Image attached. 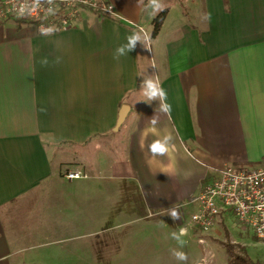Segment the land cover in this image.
<instances>
[{"label": "crops", "instance_id": "1", "mask_svg": "<svg viewBox=\"0 0 264 264\" xmlns=\"http://www.w3.org/2000/svg\"><path fill=\"white\" fill-rule=\"evenodd\" d=\"M109 1L118 17L83 8L50 35L0 25V264H71L79 242L111 221L174 206L179 227L223 164L264 166V0H176L154 37L150 10ZM134 31L150 49L137 42L114 59ZM149 75L170 115L143 101ZM165 135L172 148L153 156L148 145ZM65 156L86 177L64 178Z\"/></svg>", "mask_w": 264, "mask_h": 264}, {"label": "rangeland", "instance_id": "2", "mask_svg": "<svg viewBox=\"0 0 264 264\" xmlns=\"http://www.w3.org/2000/svg\"><path fill=\"white\" fill-rule=\"evenodd\" d=\"M162 3L165 7H176L177 1L162 0ZM126 104L133 105V98L127 97ZM62 160L68 169L70 165L80 163L68 156ZM186 222L181 226L188 228ZM110 226V229L97 231L91 238L80 241L77 253L67 257L66 261L71 264H226L227 245H231L234 253H241L240 247H243L248 257L264 264V240H258L252 231L222 216L211 229L189 231L183 237L187 241L183 247L171 237L178 227L167 211L146 218L142 215L141 219L136 217L128 223L111 221ZM173 249L184 252L187 261L176 259L172 255Z\"/></svg>", "mask_w": 264, "mask_h": 264}, {"label": "built area", "instance_id": "3", "mask_svg": "<svg viewBox=\"0 0 264 264\" xmlns=\"http://www.w3.org/2000/svg\"><path fill=\"white\" fill-rule=\"evenodd\" d=\"M83 8L118 17L109 0H39L38 3L37 0H0V25L11 20L32 23L39 30L65 29ZM62 175L67 180L86 177L80 169L66 168ZM193 201L197 207L186 222L188 228L211 229L221 211L227 210L238 225L252 231L258 240H264V166L225 163L214 178L202 184Z\"/></svg>", "mask_w": 264, "mask_h": 264}, {"label": "clouds", "instance_id": "4", "mask_svg": "<svg viewBox=\"0 0 264 264\" xmlns=\"http://www.w3.org/2000/svg\"><path fill=\"white\" fill-rule=\"evenodd\" d=\"M39 0H37V3ZM137 8H141L144 11H149V15L153 17L161 11L165 10V5L162 3V0H137L136 4ZM51 12L52 10L49 9ZM24 9H21V15H23ZM211 14L206 13L203 16V19H210ZM54 32V28H41L40 33L43 35H50ZM149 37L146 35L142 36L141 32L134 31L131 35L126 37L127 43L118 46L114 53L113 58L118 60L121 56L129 54L136 48L137 42H140L146 49H150L149 47L145 46L144 42L148 40ZM42 63L47 64V60L42 61ZM153 67H155L153 65ZM141 94L144 97V102L151 104L152 101H158V110L161 113H165L170 115L172 110V105L167 102V92L162 87L161 82L158 78H154L152 75H149L147 78L143 77V80L140 84ZM158 123V118L154 115L149 119V124L154 129L156 124ZM172 137L170 135H165L162 139H156L152 141L148 145V150L153 156H163L169 153L170 149L172 148ZM174 221L181 218L180 212L174 206L170 208L167 212ZM189 234L188 228L184 226H179L177 231H173L171 233V237L177 241V243L183 247L187 241L183 239V237ZM172 255L180 260V261H187V255L182 251H177L175 249L171 250Z\"/></svg>", "mask_w": 264, "mask_h": 264}, {"label": "trees", "instance_id": "5", "mask_svg": "<svg viewBox=\"0 0 264 264\" xmlns=\"http://www.w3.org/2000/svg\"><path fill=\"white\" fill-rule=\"evenodd\" d=\"M167 8L164 11L159 12L151 19V36L154 37L160 31L161 25L165 19ZM17 23H25L24 21H17ZM255 237V236H254ZM256 238V237H255ZM241 253L237 254L232 251L231 245H227L228 260L226 264H261L258 260H252L245 253V249L240 247Z\"/></svg>", "mask_w": 264, "mask_h": 264}, {"label": "water", "instance_id": "6", "mask_svg": "<svg viewBox=\"0 0 264 264\" xmlns=\"http://www.w3.org/2000/svg\"><path fill=\"white\" fill-rule=\"evenodd\" d=\"M128 110H129V105L123 104L120 106V108L118 110L116 123L114 125V130H116L118 128V126L120 125V123L124 120L125 115H126Z\"/></svg>", "mask_w": 264, "mask_h": 264}]
</instances>
